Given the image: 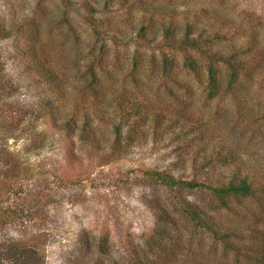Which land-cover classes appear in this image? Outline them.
Returning <instances> with one entry per match:
<instances>
[{"label": "rangeland", "instance_id": "rangeland-1", "mask_svg": "<svg viewBox=\"0 0 264 264\" xmlns=\"http://www.w3.org/2000/svg\"><path fill=\"white\" fill-rule=\"evenodd\" d=\"M30 18L43 39L48 31L56 36L47 66L66 85L67 106L87 105L99 148L64 136L45 116L46 101L56 103L62 91L43 78L40 51L32 60L39 46L13 30ZM183 40L198 46L179 47ZM135 53L143 87L160 98L165 87L191 95L190 104H150L162 113L160 124L148 122L127 147V134L114 147L110 90L127 81ZM93 55L110 61L115 82L99 102L84 88ZM185 55L197 72L184 65ZM163 57L175 62L178 82L158 74ZM211 59L222 77L236 64L240 79L209 99ZM179 107L188 123L168 127ZM210 157L203 170L212 184L228 182L237 169L252 193L219 196L144 173L190 179ZM180 200L213 223L215 234L196 225ZM140 262L264 264V0H0V264Z\"/></svg>", "mask_w": 264, "mask_h": 264}, {"label": "trees", "instance_id": "trees-1", "mask_svg": "<svg viewBox=\"0 0 264 264\" xmlns=\"http://www.w3.org/2000/svg\"><path fill=\"white\" fill-rule=\"evenodd\" d=\"M37 22L39 21H36L33 18L24 19L23 23H17L12 27L15 32L21 33L22 36H25L32 40L31 44L35 45L34 43H36V45L39 46H36L31 50L30 56L32 60L35 53L40 51L41 55L44 57V60L38 59L40 60V68L43 71V78L45 79L46 83L49 84L50 89L51 86H53L58 92L62 91L60 97V99L62 98L61 103L59 102L60 99L56 103L53 102L54 97L49 98L46 101V103L44 104L45 116L51 122L52 128H54V130L56 131L62 132L64 136L73 138V135L77 134L84 143L88 144L93 149L99 148V136L97 134V128L92 124L89 118L87 105L80 104L83 103L82 99L80 100L81 102L78 103L81 106L76 108H73V106L70 108V106H67L65 104V99H70L69 95L64 96L67 91V89H65L66 85H64L63 88L62 83L58 79V74L49 69L47 66L50 48L55 44L56 36L52 35L51 32L48 31V33H50L49 37L43 39L44 33L42 31V27ZM34 23L36 24L32 29V25ZM144 28L145 27H141L140 29L143 31ZM179 44V47L188 46L197 48L198 46L196 41L190 42L187 40H183ZM202 53L204 55H207L206 50H204ZM137 55L138 54L135 53L131 56V68L124 77L127 81H123V83L121 82L119 84L120 87H115V89L110 90L113 94L111 98L115 103L113 104L115 114L112 122L110 123V127L113 131V134L115 135L114 147L121 144V139L126 136V134L127 139H129L128 142L124 145L125 147H127L129 142L131 143L134 141L139 129L142 128L146 123L149 122L148 126H152L153 128H155L156 125L158 126L160 124L158 121H161L162 113L159 114L157 110L155 112L150 111V109L152 108L150 104H190L191 95H189V97L187 98H184L182 96L179 97L177 93H175L172 89L168 88V90H165L167 88L165 87V91L162 90L163 97L160 98L157 93L159 91L156 92V89L152 90L151 88H149V86L143 87L142 73L141 71L137 70V65L139 62V58H137ZM185 56L186 58L184 61V65L191 71L197 72L196 67L194 66L193 58H189L187 55ZM108 63L110 64V61L105 59L103 61L102 55H97L96 57L93 55V59H91L89 64H87L86 73L88 76V80L84 84V88L86 89L85 91L90 92L91 96H93V98L98 102L99 99L105 98L106 87L112 86L115 83L112 80L113 77L108 78V76H113L111 70L108 69ZM175 65L176 64L174 61L171 60L170 62H168L167 58L163 57L160 60V66L158 65L160 69V73L158 74H160L162 77H168L171 80L176 79L175 81L178 82L176 73L172 72V68ZM228 67L229 75L226 76L228 77L227 83L226 85H223L222 81L226 77H222V74L219 73L216 61H213L211 59L207 64V77L204 91L206 97H208L209 99H212V97L218 95L219 92H223L225 93V95L230 93L231 86H233L238 78L240 79L237 73L238 66L232 63L229 64ZM116 70L114 71L117 72ZM155 70L157 69L154 68V71ZM108 79H111L112 81L108 82ZM180 83L181 84H179L178 88L189 92V88H186V86L182 84L184 82ZM80 96H82V94H80ZM143 104H145V107ZM95 106L98 107V104H95ZM185 109L186 108L184 107L174 108L177 120L174 121L171 118L167 126L177 127L178 121L182 123V120L188 123V115L186 114ZM149 115L151 116L150 119H148ZM81 119L82 122H79ZM190 123H192V121H190ZM124 125L128 127L123 134L122 131ZM228 157L233 159V156L231 154H229ZM228 157H220L217 160L226 162L228 160ZM212 162H214L213 157L208 158L206 162L202 164V167L200 169L198 168L190 179L177 178L168 172L160 170H147L144 173L154 176L157 180L164 182V184H166L167 186L178 188L186 187L188 189L208 188L212 193L219 196L229 193L247 196L252 193L254 189L252 183L248 180L246 174H242V172L235 169L236 167L234 168L235 170L233 171V174L231 176L232 178L228 182L219 183L218 185L212 184V174L208 171L203 170L205 166L209 165ZM180 205L183 211L187 214V216H189L191 220L194 221L196 225L203 224L204 226H202L204 228L215 234L217 230L213 223L209 224V222L207 223L202 220L196 210L189 207L185 200H180ZM220 237L222 239L226 236L221 235ZM140 264L143 263L140 262Z\"/></svg>", "mask_w": 264, "mask_h": 264}]
</instances>
